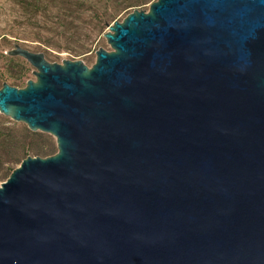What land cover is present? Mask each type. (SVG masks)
<instances>
[{
  "label": "water",
  "instance_id": "obj_1",
  "mask_svg": "<svg viewBox=\"0 0 264 264\" xmlns=\"http://www.w3.org/2000/svg\"><path fill=\"white\" fill-rule=\"evenodd\" d=\"M96 60L16 44L0 112L50 132L0 184V264H264V0H153Z\"/></svg>",
  "mask_w": 264,
  "mask_h": 264
},
{
  "label": "rangeland",
  "instance_id": "obj_2",
  "mask_svg": "<svg viewBox=\"0 0 264 264\" xmlns=\"http://www.w3.org/2000/svg\"><path fill=\"white\" fill-rule=\"evenodd\" d=\"M133 1L0 0V87L4 82L23 87L28 79H36V68L26 58L8 53L16 44L44 52L50 61L82 59L92 65L99 47L111 49L104 36L107 23L122 20L135 8H149L150 2L131 5ZM11 56L16 58L11 60ZM29 130L33 131L27 123L0 112V184L27 153L36 155L31 150L25 153L19 143L4 146L6 134L24 136L29 144L54 145L58 150L53 134L38 130L34 132L39 134L33 136Z\"/></svg>",
  "mask_w": 264,
  "mask_h": 264
},
{
  "label": "trees",
  "instance_id": "obj_3",
  "mask_svg": "<svg viewBox=\"0 0 264 264\" xmlns=\"http://www.w3.org/2000/svg\"><path fill=\"white\" fill-rule=\"evenodd\" d=\"M152 1L153 0H134L133 1L134 3L131 4V5H138V4L148 3V2H152ZM10 58H11V60H13L16 57L11 56ZM29 133L32 134L33 136L39 134L38 132H34V131H30V130H29ZM2 140L4 142V146H7V144L12 143V142L21 144V146L23 148V151L25 153H26L27 150H31L32 153H34L36 155L43 154V155H46L47 156V155L54 154L56 152V147H54V145L52 146V145L45 144V143L39 144L37 142L36 143L35 142H32V143L29 144L26 141V139H25L24 136L16 135L15 133L14 134H6ZM28 155L29 154L27 153L26 154V157ZM13 169L14 168H12L11 170L9 169V172H7V175H6V179L10 175V173L12 172Z\"/></svg>",
  "mask_w": 264,
  "mask_h": 264
}]
</instances>
